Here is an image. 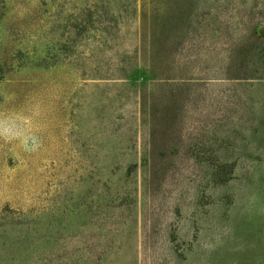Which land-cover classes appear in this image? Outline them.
I'll return each mask as SVG.
<instances>
[{"label": "rangeland", "instance_id": "obj_1", "mask_svg": "<svg viewBox=\"0 0 264 264\" xmlns=\"http://www.w3.org/2000/svg\"><path fill=\"white\" fill-rule=\"evenodd\" d=\"M0 264H264V0H0Z\"/></svg>", "mask_w": 264, "mask_h": 264}]
</instances>
